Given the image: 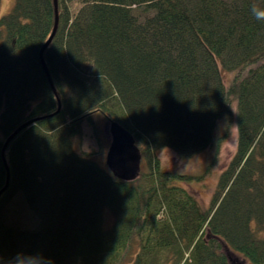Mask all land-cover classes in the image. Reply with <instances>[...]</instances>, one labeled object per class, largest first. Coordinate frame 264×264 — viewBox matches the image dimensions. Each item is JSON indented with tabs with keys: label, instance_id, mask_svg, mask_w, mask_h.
<instances>
[{
	"label": "trees",
	"instance_id": "1",
	"mask_svg": "<svg viewBox=\"0 0 264 264\" xmlns=\"http://www.w3.org/2000/svg\"><path fill=\"white\" fill-rule=\"evenodd\" d=\"M253 8L264 0H58L45 70L54 0H15L0 20V192L4 146L33 123L5 152L0 264H264V20ZM95 115L133 136L134 182L76 152ZM231 127L236 154L205 208L178 186L194 178L159 155L219 152ZM18 196L33 230L7 222Z\"/></svg>",
	"mask_w": 264,
	"mask_h": 264
},
{
	"label": "rangeland",
	"instance_id": "2",
	"mask_svg": "<svg viewBox=\"0 0 264 264\" xmlns=\"http://www.w3.org/2000/svg\"><path fill=\"white\" fill-rule=\"evenodd\" d=\"M14 4L15 0H2L0 20L12 11ZM110 124L108 120L100 115H95L92 123L85 122L82 136L74 140L76 152L83 155H92L97 162L106 164V156L112 142ZM224 128L225 126L221 124L216 133L218 138L223 136ZM229 133L219 152L216 147H212L188 161L181 160L172 150H164L159 155L166 171L194 178L192 182L179 183L178 186L187 190L205 208H208L211 203L220 175L226 170L236 154L238 139L236 127H231ZM216 151L218 154H216ZM215 156L217 161L213 162ZM6 219L10 225L28 230H33L38 224L34 215L19 196L8 206ZM230 256L232 264H248L240 257Z\"/></svg>",
	"mask_w": 264,
	"mask_h": 264
},
{
	"label": "water",
	"instance_id": "3",
	"mask_svg": "<svg viewBox=\"0 0 264 264\" xmlns=\"http://www.w3.org/2000/svg\"><path fill=\"white\" fill-rule=\"evenodd\" d=\"M54 5H55V15H56L54 31L50 40L48 41V43L45 45V47L41 52V61L44 65L45 70L47 69L43 60V54L45 50L48 48V46L51 44V41L54 38L58 28V0H54ZM48 77L52 85V81L50 79L49 74ZM32 123L33 122H30L20 127L7 140L4 146V149L2 151V159H3V164L7 169L8 177L5 188L0 192V198L7 191L10 181V173L5 160L6 149L10 144V142H12L23 130L28 128ZM110 134L112 137V142L106 156V166L108 167L110 172L114 175V177H116L117 179L124 182H134L135 180H137L141 172V163H142L141 152L139 148L136 146V142L133 136L118 123L110 124Z\"/></svg>",
	"mask_w": 264,
	"mask_h": 264
},
{
	"label": "clouds",
	"instance_id": "4",
	"mask_svg": "<svg viewBox=\"0 0 264 264\" xmlns=\"http://www.w3.org/2000/svg\"><path fill=\"white\" fill-rule=\"evenodd\" d=\"M253 15L258 20H264V10L253 8Z\"/></svg>",
	"mask_w": 264,
	"mask_h": 264
}]
</instances>
